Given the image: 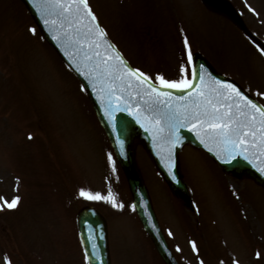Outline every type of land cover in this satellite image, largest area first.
Segmentation results:
<instances>
[{"label":"rangeland","instance_id":"1","mask_svg":"<svg viewBox=\"0 0 264 264\" xmlns=\"http://www.w3.org/2000/svg\"><path fill=\"white\" fill-rule=\"evenodd\" d=\"M159 2L165 5L168 0H128L129 16L135 14L141 21L134 19L136 23H132L133 18L118 16L116 9L104 13L106 0H89L109 37L132 66L153 77L161 73L169 79L181 78L182 64L191 69L184 44L187 37L192 53H201L218 72L241 80L240 84L249 86L254 91L251 94L264 104V96L259 95L264 92V57L259 51L220 18L211 22L210 13L203 10L200 27L196 26L200 23L198 14L195 24L190 14L180 11H169L163 20L170 17L175 24L161 21L150 28L143 26L149 22L143 11H161ZM235 2L246 14L245 6L253 9L247 15V25L264 41V0ZM33 27L36 29L17 1L0 0V197H14V193L21 197L18 207L7 214L12 227L7 232H13L11 244L4 242L9 236L0 227V256L25 264V256L23 261L18 259V249H28L31 264H86L79 243L74 247L68 234L55 233L53 238L50 233L60 229L50 226L58 212L54 198L59 188L69 185L91 192L96 187L103 194L107 186L124 205L113 207L119 210L117 214L107 210L109 217L116 215L109 224L111 264H160L126 203L130 195L125 194L123 175L80 84L37 29L35 34L28 30ZM168 32L172 34L165 35ZM137 165L163 231L167 229L171 244L180 247L177 256L182 264H197L186 239L200 234L198 240L193 236L190 240L200 249L205 264L211 260L230 264V259H239V264H264V251L260 250L264 249V190L249 180L232 177L234 188L242 181L240 191L234 194L229 176L214 161L203 152L185 149L179 165L195 209L191 215L161 182L146 155L137 157ZM43 183L51 187L40 188ZM60 198L68 202L69 193ZM241 205L250 212L239 219ZM251 213L258 216L257 228ZM204 228L209 231L204 232Z\"/></svg>","mask_w":264,"mask_h":264},{"label":"snow or ice","instance_id":"2","mask_svg":"<svg viewBox=\"0 0 264 264\" xmlns=\"http://www.w3.org/2000/svg\"><path fill=\"white\" fill-rule=\"evenodd\" d=\"M30 2L57 46L69 58L73 70L87 81L80 85V90L84 92L91 88L114 132L117 131L116 112H129L142 126L147 121V130L167 145V162L171 172L173 152L181 142L179 129L189 128L218 159L230 162L242 157L264 174V106L245 95L234 83L217 79L202 64L191 69L182 64L180 72L183 75L179 79H169L161 73L153 77L141 68L133 67L109 39L89 0ZM28 30L36 33L34 27ZM184 44L188 49V64H192L193 53L188 48L187 37ZM260 51L264 54V48ZM170 89L185 91L188 95L174 99L172 92L168 91ZM259 95L264 96V92ZM134 97H139V100L134 102ZM141 101L149 113H155L151 119L140 111H132L133 107H141ZM108 158L114 164L111 153ZM257 159L259 164L255 163ZM78 195L88 200L107 201L113 207H124L111 191L102 195L81 188ZM20 202L18 195L11 200L0 197V210L16 209ZM85 225L89 226L87 221ZM88 242L91 243V237ZM192 246L196 250L195 242ZM96 247L93 244V251L85 252L86 261L96 256ZM256 255L259 257L261 254L257 252ZM5 262L12 264L7 256ZM232 264H239V261L233 260Z\"/></svg>","mask_w":264,"mask_h":264},{"label":"water","instance_id":"3","mask_svg":"<svg viewBox=\"0 0 264 264\" xmlns=\"http://www.w3.org/2000/svg\"><path fill=\"white\" fill-rule=\"evenodd\" d=\"M23 1L25 2L30 13L34 17L35 21L40 26L41 28L40 31H42L46 40L56 48V50L62 56L64 61L67 63V65L72 69V71H74L69 58L65 55L64 51L57 46L56 41L53 40L52 35L49 33L46 26L44 25L37 9L33 6L30 0H23ZM208 1L209 0H204V2H208ZM219 9L225 13L227 12L223 8H219ZM236 23L239 24L238 21H236ZM194 61H195V67L199 68V66L202 64L207 69V71L210 72L217 79L224 80L222 77L217 76L211 69H209V67L207 66L208 64H206V62L201 57L195 56ZM74 73L80 78L83 84L87 83V81H85L83 77L79 75V73H77L76 71H74ZM198 82L199 81H197V83ZM168 91L172 92L174 99L188 95V92L185 91L174 90V89H170ZM188 91L191 92L192 90H188ZM87 92L90 96L91 101H93L92 104L96 110L95 112L97 113L101 121V124L105 128L106 133L112 145L115 147L120 163L123 165L126 174L129 176L131 180L130 186L134 194V205L136 207V211L143 224L144 229L150 235L152 241L154 242V245L156 246L164 262L166 264H176V262L173 260L168 250L166 243L164 242V238L162 234L158 229L152 208L150 206L148 199L146 198V192L138 179L139 178L137 174L138 172L135 171V168L132 164L131 151H132L133 139L137 138L144 143L149 154H151L154 157V160L157 162L160 170L164 174L166 180L171 185L172 189L180 193L183 192L182 183L180 182V178L178 174H176L173 171L175 170L176 153L179 150H181V146L184 143H190L195 146H201V147L203 146L207 151L208 149L203 144L200 143L195 133L190 131L189 128H180L179 134L181 136V142L177 144L174 149L173 152L174 166L172 167L170 172L167 162V145L163 140H160L158 137H155L152 131L147 130V121H145V126H142V123L138 122L134 115L126 111H119L115 113L117 117V131L114 132L111 123L104 117L102 112V105L97 100L96 96L93 94L91 88H89ZM133 100L134 102L138 101L139 97H134ZM140 103H141V107L139 109L133 107L132 111L133 112L140 111L144 116H147L149 117V119H151V117L155 115V113H149L147 111V106L144 105L142 101ZM165 123H167V121H165ZM210 153L214 156V158H216L221 163L222 167L225 170L239 174H244V176L248 175L256 179L258 183L264 185V174H261L258 171V169L253 166L252 163H249L247 160H244L242 157H236L234 160H231L230 162H225L223 159H218L213 152ZM255 163L259 164L260 160L257 159ZM172 172H174L175 174H172ZM138 194H140L141 196ZM85 214L86 212H83L80 217L82 218ZM91 235H92L91 243H89L88 241H84V245L86 246L85 251L91 253L93 251L92 248L93 244H95L97 247L94 249L96 256L92 258L90 261H88V264H109L107 247H106L105 230L102 229L100 232L93 231Z\"/></svg>","mask_w":264,"mask_h":264}]
</instances>
